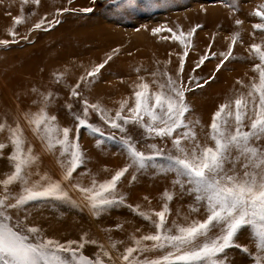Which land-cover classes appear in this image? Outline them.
I'll return each instance as SVG.
<instances>
[{"label":"snow or ice","instance_id":"obj_1","mask_svg":"<svg viewBox=\"0 0 264 264\" xmlns=\"http://www.w3.org/2000/svg\"><path fill=\"white\" fill-rule=\"evenodd\" d=\"M22 3L38 8L42 0H22ZM68 3L71 4L72 0ZM221 4L232 12L238 10L236 0H221ZM136 6L129 3V7ZM69 11L75 10L59 8L52 20L41 17L29 32H46L54 28L61 23L58 17ZM80 11L91 12L92 9ZM251 15L261 21L254 23L252 28L264 34V4L253 10ZM25 22L23 15L13 18L14 26ZM242 23L240 19L235 20L237 26ZM203 27L196 24L188 31L179 26L176 29L166 26L152 29V35L160 36L162 41L176 43L182 49L175 53L179 61L175 74L168 70L171 59L165 62L163 69L157 67L148 73L151 82L139 74L140 68L134 69L138 82L131 85L132 97L120 101L114 114L99 101L89 102L82 86L90 89L101 70L113 60V54H119V49H113V54H109L102 63L86 69L74 85H68L69 98L79 102L80 110L73 112L72 103L64 105L75 121V137L70 136L72 128L61 127L57 116L49 114L57 94L51 90L40 92L32 89L39 96L33 103L39 106L36 111L23 112L22 118L33 136L41 142L45 153H55L59 148L57 163L61 174L58 180L40 171V156L27 141L19 119L14 124L0 121V132L8 133L7 143L0 142V158L4 149L9 146L12 149L7 157L12 170L0 179V264H117V261L119 264H229L227 252L230 249L241 251L252 264H264V38L260 43L248 45L246 57L234 54V47L243 43L239 32L228 37L230 42L226 51H211L212 43H209L205 53L194 61L192 72L219 57L215 71L202 81L200 77L189 75L185 82L186 59L195 49L197 31ZM161 33L170 35L161 36ZM7 34L12 39L0 40V45L5 47L18 43L19 39L29 38L27 34L20 37L15 27L9 28ZM235 60L251 61L250 71L254 75L247 83L236 81L242 90L218 105L207 126L198 117L189 119L193 109L187 101V94L214 81L216 73L226 62ZM65 76L66 73H55L53 82L65 84ZM93 113L113 131L106 133L101 124L90 122ZM129 126L141 131L140 139L129 134ZM81 130L95 140L97 148L102 147L105 141L114 142L128 162L108 179L97 180L93 176L88 186L72 183L71 190L80 195V201H77L64 185L86 164L87 156L79 142ZM156 140L170 142V147L167 143L162 147L158 143L147 142ZM142 141L147 151L138 147ZM150 169L157 175L171 174L174 177L171 182L173 189H179L181 198L191 197V203L187 205L188 214L181 215L178 210L177 217L184 223L173 219L169 224L170 203L177 193L168 189L160 196L163 204L159 211L127 205L154 231L139 237L130 235L131 245L124 247L122 252L119 245L124 241L110 235L107 245L98 239H90L87 232L78 241L61 242L46 236L40 226L28 222L33 210L44 202L78 206L82 201L93 216L125 205L126 196L119 191V185L126 174L133 170L131 184L139 174ZM13 186H18V190L13 191ZM191 214L203 218H191ZM116 227L122 228V225ZM243 232L248 233L255 252L237 243ZM89 245L97 248L91 257L84 254ZM150 253L162 254L150 256Z\"/></svg>","mask_w":264,"mask_h":264},{"label":"rangeland","instance_id":"obj_2","mask_svg":"<svg viewBox=\"0 0 264 264\" xmlns=\"http://www.w3.org/2000/svg\"><path fill=\"white\" fill-rule=\"evenodd\" d=\"M130 2L137 6L129 7ZM236 3L238 10L232 12L222 6L221 0H72L71 4L68 0H42L38 8L32 4H23L22 0H0V40L12 39L7 34V30L13 27L20 37L25 34L29 36L27 40L19 39L18 43L7 47L0 45V121L14 124L15 120L19 119L27 141L40 156V171L47 172L53 179L58 180L61 174L57 163L59 148L55 153H45L41 142L33 136L22 118L23 112L36 111L39 106L33 103L34 100L39 99L38 94L32 92L33 88L40 92L51 90L57 94L55 103L49 108V114L57 116L61 127L72 128L70 136L75 137V121L64 105L72 103L74 105L72 111L77 112L80 110V104L69 98L68 85H74L86 69L102 63L109 54H113V49H119V54H113V60L101 70L91 88L84 89L82 86L83 94L89 102L99 101L106 109L113 110V114L119 107L120 101L132 97L131 85L138 82L134 69L140 68L139 74L151 82L152 78L148 73L157 67L163 69L165 62L171 59L168 70L171 74H175L179 64L175 53L181 52L182 49L176 43L162 41L160 36L152 35L154 28L166 26L176 29L179 26L184 31H188L196 24L204 26L202 30L197 31L194 37L195 49L186 59L185 82L188 81L189 75L200 77L202 81L215 71L219 57L207 61L195 73L192 72L194 61L205 53L209 43H212L211 51L217 53L226 51L230 42L228 37L234 32H239L243 41L234 47V54L237 57H246L248 45L254 42L260 43L264 38V34L252 28L254 23L261 22L260 19L251 15L253 10L264 4V0H236ZM64 7L75 11H69L58 17L61 23L46 32L39 30L29 32V29L41 17L52 20L56 10ZM243 7L245 8L242 9ZM87 8H91L92 11H80ZM18 15L25 16L26 22L14 26L13 18ZM237 19L243 21L239 26L235 25ZM105 32H111L113 36L107 39ZM160 35L170 34L161 33ZM118 40L120 42H117ZM126 45L128 48L125 47ZM170 53H173L171 57ZM147 58L151 60L148 61ZM251 64V61L241 60L226 62V65L216 73L214 81L202 89L188 93L187 101L193 109L189 119L198 117L207 126L218 105L242 90L236 81L243 80L247 83L249 77L254 75L250 71ZM145 69L147 71H144ZM55 73H66L65 84L58 85L53 82ZM131 103L130 100L129 106ZM90 122L101 124L106 133L113 131L103 125L95 113L91 115ZM129 134L135 139H140L142 133L129 126ZM116 135L120 134L117 132ZM7 137V131L0 132V142L7 143ZM79 142L87 156L86 164L73 173L71 181L64 185L69 189L70 196L77 201H80V195L71 190L72 183L78 182L88 186L93 176L97 180L108 179L128 162L119 146L112 141H105L102 147L97 148L94 146L95 140L86 131L81 130ZM147 142H155L162 147L167 143L170 147V142L159 140ZM143 144L142 141L138 147L147 151ZM11 150V146L4 149L3 156L0 158V164H4L3 167L0 165V179L4 178V173L12 170L7 159ZM132 171L126 174L119 185V191L126 196L125 205L110 208L100 215L93 216L89 209L83 206L82 201L78 206L44 202L33 210L28 222L40 226L44 229L46 236L61 242L78 241L81 235L87 232L90 239H98L107 245V237L110 235L113 239L124 241L119 245L122 252L124 247L131 245L130 235L139 237L154 231L127 205L133 207L140 205L141 210L159 211L163 204L160 196L165 189H168L177 193L170 203L169 224L171 220L179 219L178 210L181 215L188 214L187 205L191 203V197L181 198L179 189H173L171 182L174 177L171 174L157 175L150 169L147 173L139 174L137 180L130 184ZM82 173L84 175H81ZM12 190L17 191L18 186H13ZM145 197L148 199L146 200ZM191 218L202 219L203 217L191 214ZM179 222L184 223L182 219H179ZM117 225H122V228H117ZM237 243L255 252V245L248 239L247 232L239 236ZM96 251L95 246L89 245L84 249V254L91 257ZM161 254L150 253L149 255ZM115 255L116 253L113 252V256ZM227 255L229 264H252V261L237 249L228 250ZM117 264H119L118 261Z\"/></svg>","mask_w":264,"mask_h":264},{"label":"bare ground","instance_id":"obj_3","mask_svg":"<svg viewBox=\"0 0 264 264\" xmlns=\"http://www.w3.org/2000/svg\"><path fill=\"white\" fill-rule=\"evenodd\" d=\"M250 1H251V0H250ZM253 2H254V1H253ZM248 4H249V3H248ZM251 5H252V4H251ZM254 6H255V5H254ZM254 6H253V7H254ZM244 8H245V7H243L242 9H244ZM202 10H203V9H202ZM237 14H238V13H237ZM237 14H236V15H237ZM242 14H243V13H242ZM248 16H249V15H248ZM210 17H211V16H210ZM236 17L238 18V16H236ZM241 17H242V15H241ZM247 18H248V17H247ZM244 19H245V17H244ZM249 21H250V20H249ZM98 34H99V33H98ZM140 34H141V33H140ZM105 35H106V38L108 37L109 39L113 36L111 32H105ZM141 36H142V35H141ZM103 37H104V36H103ZM142 37H143V36H142ZM104 38H105V37H104ZM108 38H107V39H108ZM119 38H120V37H119ZM137 38H138V37H137ZM101 39H102V38H101ZM142 39H143V38H142ZM152 39H153V38H152ZM120 40H121V39H120ZM127 40H128V38L126 39V41H127ZM144 40L147 41V39H144ZM101 42H102V41H101ZM110 42H111V41H110ZM117 42H120V41L118 40ZM135 42H136V41H135ZM143 42H145V41H143ZM138 43H139V42H138ZM146 43H147V42H146ZM162 43H163V42H162ZM106 44H107V43H106ZM134 44H135V43H134ZM140 44H141V43H140ZM140 44H139V45H140ZM154 44H155V43H154ZM129 45H130V44H129ZM132 45H133V44H132ZM127 46H128V45H126L125 47H127ZM152 46H153V45H152ZM130 47H131V46H130ZM132 47H133V46H132ZM144 47H145V46H144ZM103 48H104V47H103ZM127 48H128V47H127ZM131 49H132V48H131ZM135 49H136V48H135ZM141 50H142V49H141ZM143 52H144V51H143ZM143 52H142V53H143ZM144 54H145V53H144ZM145 55H146V54H145ZM155 55H156V54H155ZM143 56H144V55H143ZM144 57H145V56H144ZM146 57H148V56L146 55ZM149 57H151V56H149ZM156 57H157V56H156ZM147 60H148V58H147ZM149 60H151V58H150ZM149 60H148V61H149ZM145 61H146V60H145ZM145 61H144V62H145ZM147 63H148V62H147ZM147 65H148V64H147ZM151 65H152V64H151ZM142 66H143V65H142ZM144 66H145V65H144ZM148 68H149V66H148ZM143 72H144V71H143ZM38 79H39V78H38ZM106 84H107V83H106ZM107 85H108V84H107ZM119 89H120V88H119ZM130 89H131V88H130ZM22 93H23V92H22ZM21 110H22V109H21ZM22 112H23V111H22ZM29 134H30V133H29ZM45 158H46V157H45ZM44 162H46V160H44ZM0 165L3 167L4 164L1 163ZM48 166L50 167V165H48ZM54 167H55V166H54ZM50 168H53V166L50 167ZM241 257H242V256H241Z\"/></svg>","mask_w":264,"mask_h":264}]
</instances>
